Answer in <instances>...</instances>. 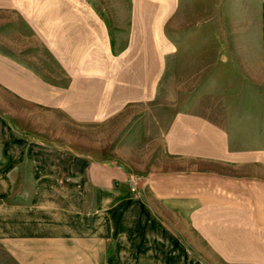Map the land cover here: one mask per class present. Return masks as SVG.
I'll return each mask as SVG.
<instances>
[{"label": "crops", "instance_id": "crops-1", "mask_svg": "<svg viewBox=\"0 0 264 264\" xmlns=\"http://www.w3.org/2000/svg\"><path fill=\"white\" fill-rule=\"evenodd\" d=\"M66 71L62 87L0 52V264H264L261 152L177 114L132 192L130 165L41 134L47 112L87 123L124 107L108 99L107 70Z\"/></svg>", "mask_w": 264, "mask_h": 264}, {"label": "rangeland", "instance_id": "rangeland-1", "mask_svg": "<svg viewBox=\"0 0 264 264\" xmlns=\"http://www.w3.org/2000/svg\"><path fill=\"white\" fill-rule=\"evenodd\" d=\"M263 10L264 0H0V52L62 87L67 67L110 73L108 99L124 106L114 115L45 113L41 134L60 150L142 173L173 117L191 114L261 152L264 181Z\"/></svg>", "mask_w": 264, "mask_h": 264}, {"label": "built area", "instance_id": "built-area-1", "mask_svg": "<svg viewBox=\"0 0 264 264\" xmlns=\"http://www.w3.org/2000/svg\"><path fill=\"white\" fill-rule=\"evenodd\" d=\"M126 179L128 181L129 189L132 192H137L141 188V186H143V184L147 182V178L144 174L133 171L127 172Z\"/></svg>", "mask_w": 264, "mask_h": 264}]
</instances>
